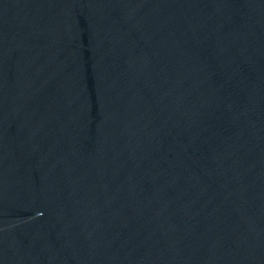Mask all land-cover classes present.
<instances>
[{
    "label": "water",
    "instance_id": "obj_1",
    "mask_svg": "<svg viewBox=\"0 0 264 264\" xmlns=\"http://www.w3.org/2000/svg\"><path fill=\"white\" fill-rule=\"evenodd\" d=\"M0 264H264V0H0Z\"/></svg>",
    "mask_w": 264,
    "mask_h": 264
}]
</instances>
